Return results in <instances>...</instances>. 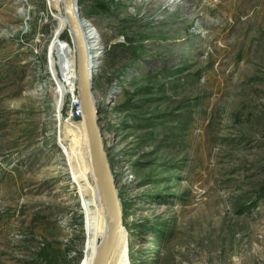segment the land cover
<instances>
[{
  "label": "rangeland",
  "instance_id": "374dc122",
  "mask_svg": "<svg viewBox=\"0 0 264 264\" xmlns=\"http://www.w3.org/2000/svg\"><path fill=\"white\" fill-rule=\"evenodd\" d=\"M78 7L123 211L110 261L264 264V0ZM76 99L63 0H0V264L91 261L107 212Z\"/></svg>",
  "mask_w": 264,
  "mask_h": 264
},
{
  "label": "water",
  "instance_id": "95a60500",
  "mask_svg": "<svg viewBox=\"0 0 264 264\" xmlns=\"http://www.w3.org/2000/svg\"><path fill=\"white\" fill-rule=\"evenodd\" d=\"M63 7L76 50L78 98L88 135L93 172L100 198L108 216L112 220L109 237L102 244L94 264H109L123 225L122 205L99 124L100 117L94 96L91 59L84 33L83 22L85 20L80 16L78 0H63Z\"/></svg>",
  "mask_w": 264,
  "mask_h": 264
},
{
  "label": "bare ground",
  "instance_id": "6f19581e",
  "mask_svg": "<svg viewBox=\"0 0 264 264\" xmlns=\"http://www.w3.org/2000/svg\"><path fill=\"white\" fill-rule=\"evenodd\" d=\"M21 9L18 10L17 12L20 13H26L27 14V10L25 8H23V6H20ZM84 33L86 36V41L88 44V49H89V53H90V59L91 58H95L93 49H99V44L100 42H98L96 39H94V37L92 36L93 33H91L93 30L90 29V25L87 23V21H84ZM88 30V31H87ZM91 33V34H90ZM94 40V41H92ZM96 53V52H95ZM101 62H99L98 60L95 61V63L93 62V65H91V69L96 72L95 68L100 65ZM95 69V70H94ZM49 92H54V93H58V87L56 88H52L49 90ZM28 95V94H27ZM31 97H41L43 95L42 90H37L34 93L29 94ZM79 99V98H78ZM64 102V97L62 99H60V103L56 104V107H58V109L61 108L62 103ZM24 104V103H23ZM17 105H21V104H17ZM13 109L15 110H23V108L19 107H14ZM111 226H112V220L111 218L108 216V214L106 213L105 216L103 217V219L98 222L95 227L93 228V233H94V239L93 242L91 244V261L89 264H94L95 259H96V255L97 253L101 250V246L102 244L106 241V239L109 237V232L111 230ZM127 246V249L125 250V252L127 253V256L129 255V251L130 249L128 248V244L125 243V247ZM127 261V260H126ZM130 261V260H128ZM109 264H116L114 260H111L109 262Z\"/></svg>",
  "mask_w": 264,
  "mask_h": 264
},
{
  "label": "built area",
  "instance_id": "2783aa9c",
  "mask_svg": "<svg viewBox=\"0 0 264 264\" xmlns=\"http://www.w3.org/2000/svg\"><path fill=\"white\" fill-rule=\"evenodd\" d=\"M75 102H76V114H77V116H79V117H83V114H82V108H81V106H80V102H79V100H75Z\"/></svg>",
  "mask_w": 264,
  "mask_h": 264
}]
</instances>
